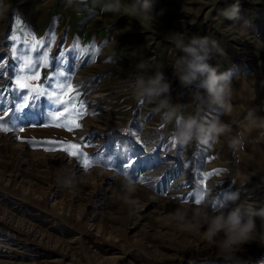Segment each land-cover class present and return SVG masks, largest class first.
<instances>
[{
	"label": "rangeland",
	"instance_id": "rangeland-1",
	"mask_svg": "<svg viewBox=\"0 0 264 264\" xmlns=\"http://www.w3.org/2000/svg\"><path fill=\"white\" fill-rule=\"evenodd\" d=\"M104 2L0 0V118L8 129L0 131V264H227L190 216L174 214L199 207L198 192L211 211L226 191L243 194L255 169L264 174V0H239L235 21L224 16L234 0H149L151 22L105 12ZM170 31L219 44L224 54L210 63L230 79L231 112L179 85L172 64L183 53L166 39ZM141 63L162 69L185 114L228 123L231 133L173 144L174 124L133 95ZM50 97L65 101L63 117L49 119L57 108ZM66 120L81 126H57ZM232 138L241 141L235 148ZM55 141L79 144L101 162L85 170ZM125 172L137 185L130 203L120 198ZM64 175L75 178L71 187L58 182ZM244 248L249 264H264V245Z\"/></svg>",
	"mask_w": 264,
	"mask_h": 264
},
{
	"label": "clouds",
	"instance_id": "clouds-1",
	"mask_svg": "<svg viewBox=\"0 0 264 264\" xmlns=\"http://www.w3.org/2000/svg\"><path fill=\"white\" fill-rule=\"evenodd\" d=\"M102 10L114 14L124 11L125 14L142 17L149 22L155 19L149 0H137L131 6H125L123 0H105ZM241 11L239 0H234V3L224 9V16L228 20H239ZM166 39L183 53L172 64L179 85L185 89H195L194 98L199 103L231 112L233 89L230 79L210 63L215 55L224 54L219 44L209 37L180 31H170ZM146 67L142 63L139 65L140 74L134 77L130 87L136 98H143L154 104L153 110L160 114L165 126L174 124L171 135L174 144L187 145L194 140L208 143L231 133L228 123L220 120L206 121L196 114H185L179 105L172 103L171 82L166 79L162 69L145 71ZM254 116V109L247 113V119ZM240 143L238 138H232L230 146L235 148ZM118 178L120 198L125 203L132 202L136 182L126 173L120 174ZM58 182L62 187H71L75 178L64 175ZM195 199L200 201L196 204L199 207L191 212L184 208L177 209L174 218L184 221L190 216L196 230H204L205 238L215 245L227 264H236L237 261L249 264L240 253L247 244L255 242L264 245V201L244 198L241 190L234 189L226 191L223 198L209 211L201 203L205 200V193L198 192Z\"/></svg>",
	"mask_w": 264,
	"mask_h": 264
},
{
	"label": "snow or ice",
	"instance_id": "snow-or-ice-1",
	"mask_svg": "<svg viewBox=\"0 0 264 264\" xmlns=\"http://www.w3.org/2000/svg\"><path fill=\"white\" fill-rule=\"evenodd\" d=\"M55 59V58H53ZM34 67H39V62H36V64L34 65ZM28 69H26L27 71ZM34 70V68H33ZM61 75H63L61 73ZM35 78V77H33ZM65 80H67V77H64ZM18 83H20L21 87H24V84L22 81H17ZM68 87H70V84L67 85ZM57 91H62V89H57ZM35 98V97H34ZM50 99H55V103L57 105L56 108V116H50L49 119H57L58 117H63L69 110L67 108H65L64 112H60V108H63L65 105V101H62L58 98H52L50 97ZM71 99L67 101V103H71ZM86 103V101H81V107H83V105ZM86 113L83 111H79L76 110V116H83ZM9 114L6 112L5 113V117H7ZM57 126L60 127H68L69 130H71L72 128H79L81 125L78 122H75L74 120L69 122V121H65L62 124H57ZM161 128H163V124L160 125ZM8 129L4 126V118H0V131H7ZM20 131H23V128L20 129ZM44 143H48L47 141H45ZM53 143L56 144H61V145H67L66 147H64L62 150L67 152V154L71 157H75L78 160H80L81 164L83 165L84 169L87 170L92 164L94 163H100L101 162V158L96 156L95 154H93L91 157L89 156L88 153H84L82 152L81 146L79 144H75V143H71L68 141H55ZM174 144V143H173ZM71 149V150H70ZM47 150V149H46ZM117 167H119V165H117ZM129 167H132V165L130 163L125 164L124 168L128 169ZM127 174V172H125ZM207 175H211V173L207 174ZM141 182H143V180H141ZM195 203L198 204L200 203V201L195 199Z\"/></svg>",
	"mask_w": 264,
	"mask_h": 264
},
{
	"label": "bare ground",
	"instance_id": "bare-ground-1",
	"mask_svg": "<svg viewBox=\"0 0 264 264\" xmlns=\"http://www.w3.org/2000/svg\"><path fill=\"white\" fill-rule=\"evenodd\" d=\"M255 183L257 184V186H255ZM263 185L264 174L255 169L250 175H248V178L245 181L243 197L252 199L263 190ZM256 201H264V195H261Z\"/></svg>",
	"mask_w": 264,
	"mask_h": 264
},
{
	"label": "trees",
	"instance_id": "trees-1",
	"mask_svg": "<svg viewBox=\"0 0 264 264\" xmlns=\"http://www.w3.org/2000/svg\"><path fill=\"white\" fill-rule=\"evenodd\" d=\"M138 259H139V257H138ZM143 262H145V263H147L146 262V260H144V259H142V258H140ZM121 264H125V262H122Z\"/></svg>",
	"mask_w": 264,
	"mask_h": 264
},
{
	"label": "crops",
	"instance_id": "crops-1",
	"mask_svg": "<svg viewBox=\"0 0 264 264\" xmlns=\"http://www.w3.org/2000/svg\"><path fill=\"white\" fill-rule=\"evenodd\" d=\"M261 127L263 128V130H262V131L264 132V125H261Z\"/></svg>",
	"mask_w": 264,
	"mask_h": 264
}]
</instances>
